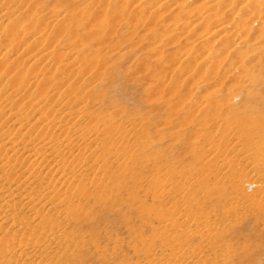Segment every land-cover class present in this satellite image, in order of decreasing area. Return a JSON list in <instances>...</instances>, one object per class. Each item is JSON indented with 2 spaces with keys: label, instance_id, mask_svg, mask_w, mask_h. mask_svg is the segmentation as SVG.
Instances as JSON below:
<instances>
[{
  "label": "rangeland",
  "instance_id": "obj_1",
  "mask_svg": "<svg viewBox=\"0 0 264 264\" xmlns=\"http://www.w3.org/2000/svg\"><path fill=\"white\" fill-rule=\"evenodd\" d=\"M7 1L13 2H4L9 3ZM75 1L79 9H84L85 15L92 7L88 3L85 5V0ZM117 1L103 2V7H109V10H103L108 11L107 14L104 12L106 16L100 5L97 6L99 10L93 6L89 10L91 13L88 12L90 15H86L94 17L97 13L98 18L104 15L102 20L94 19L97 23L103 21L100 22L104 27L102 34L107 36L106 49L109 51L110 48L111 53L103 52L99 47L98 51L92 52L89 46L82 49L80 44L75 51L88 59H97L102 54L101 57L106 58L111 67L110 79L100 85L104 99L94 109L93 116L104 119V114L109 115L116 125L140 121L135 123L139 133L135 130L131 136L129 151L132 158L118 167L105 155V162L95 165L100 175L108 176L105 175L108 187L87 186L89 198L73 202V207L78 209L77 214L80 213L77 217L71 218L65 211L52 216L58 226L56 235L59 234L64 244L62 241L61 244L50 241L40 250L41 257L32 258L27 264H57L60 260V264H264V0H201L202 5L214 7H210L211 12L218 11L214 13L213 20H206L207 26L200 24L205 16L201 15V6L194 0H186L187 4L181 3L184 0H180V4L178 0H119L123 2L120 4L118 1L120 6ZM44 4L47 7L43 13L48 14L65 11L63 8L72 9L60 0H47ZM152 11L158 17L155 22ZM224 15L229 18L225 20ZM151 16L153 20H148ZM138 18L152 21L150 23L154 22V25L148 24V28L143 29L140 24L132 23H138ZM187 19L191 20L188 22ZM214 19L215 22L227 23L230 20L226 28L222 26L226 34L230 31L228 44L219 42L220 37L212 35L208 25ZM177 20L180 26L176 24ZM181 20L185 23L181 24ZM202 27L207 30L201 31ZM51 31L45 36H52ZM166 31L169 34H162ZM239 32L245 34L241 36ZM195 38H207L215 45L210 49L198 46ZM116 44L123 45L120 52H117ZM62 45L73 48L74 42L65 38ZM186 50L201 60L212 51L209 62L215 66L214 73L208 68L210 63L203 66L191 63L186 68L191 83H183V77L173 76L171 60L174 61L175 56V60L180 61L179 58L183 59L187 54ZM157 51L161 52L160 55ZM74 57L75 54L70 59ZM12 59L9 57L5 62ZM39 66L37 64L33 68L38 69ZM35 69L34 72H38ZM202 70L206 71L204 76ZM106 85L108 88H103ZM3 90L5 99L7 88ZM156 93L159 95L155 96ZM100 113H103L101 118L98 117ZM98 143V156H101L104 149ZM257 187L263 188L262 192L259 193ZM65 215H68V220ZM28 235L25 237L27 241L34 239ZM73 249L76 252L73 253ZM48 255L50 258L46 260ZM171 256L174 261H171Z\"/></svg>",
  "mask_w": 264,
  "mask_h": 264
},
{
  "label": "bare ground",
  "instance_id": "obj_2",
  "mask_svg": "<svg viewBox=\"0 0 264 264\" xmlns=\"http://www.w3.org/2000/svg\"><path fill=\"white\" fill-rule=\"evenodd\" d=\"M4 1L6 0H0V264H14L18 262H21L22 264H27V262L32 260V258L41 257L40 255L42 254L40 250L43 249V246H46V244L50 243V241H53V242L58 241L61 244L62 240L59 238L60 237L58 236L59 234L56 235V233H58L56 232L58 230V226L54 223L52 216H58L62 211H65L66 213H68L69 216H71V218L75 217L76 215H80V213L77 214L78 209L76 210V208L73 207V202L79 201V200L84 201V199H87V197L89 198L90 194L87 191L89 189V188L87 189V186L91 188H101V187L107 188L108 187L107 183H109V181L106 183V180H107L105 177L106 174L100 175V172H99L100 170H98L97 168H94L95 165L103 164V162H105L104 161L105 155L113 159L112 161L117 164L115 166H118V167H121L122 164L125 163V161H129L132 158V153H130L129 151L130 149L129 147H131L132 145L131 136L133 132H135V130L136 131L138 130V126L135 123L140 122V121L138 120L137 122H133L132 124L129 123L127 125L126 124L116 125V122L112 120L113 117H110L109 115H105V114L103 115L105 111L102 113V115L104 116V119L96 118L97 115L93 116L94 109L98 106V103L100 106V103H102V99H104V95L101 93L102 90L100 89V85L104 83V80L108 81L110 79L109 76L112 75L110 72L111 67L109 68L108 66L109 63L107 60H105L106 58L103 59L104 57H101L102 54L98 57L102 58L103 60L98 59V57L97 59H95L93 57L94 55L92 56L93 58L88 59L87 56L84 55L83 53L78 55L76 54V51H75L77 50L76 47L79 44L81 45L82 49L85 46H89V49L92 52L98 51L97 50L98 47L100 49L103 48L102 49L103 52L104 50L105 52L106 50L108 51V49H106L107 48V44H106L107 36L104 37V35L102 34L103 32L102 29L104 27L102 28V23L100 24V22H103V21H98L99 23H97V21L94 19L95 17L98 18V16H96L98 15L97 13L94 17L91 15V17L93 18L87 17L88 15H90L88 14V12L91 13L90 9L93 6H94L93 8L95 7L97 8V6L100 5L101 7L99 8L100 9L102 8L101 10L103 13L106 10H109L108 6L105 5L108 9L103 7L104 6L103 2L105 3L108 0L106 1L105 0H85L84 2L85 5L87 3L92 5V7L89 8L86 13L87 16L84 13V9H79V7L76 6L77 2L75 0H60V2H63L66 5L72 6V9L61 7L63 9H66L67 11L66 10L65 11H52L49 14L46 12H45L46 14L43 13L44 12L43 10L46 9L47 7L44 4L47 0H11V2L13 1L11 3L12 5H15V6L19 5L18 7L16 6L17 8L16 7L14 8L13 6H11L9 1H7L9 3H6ZM178 1H179L178 4H180V0ZM195 1H197L196 4L202 3L201 0H199L201 2H198V0H194V2ZM20 2L22 3L21 7H20L21 5ZM250 2H253V1L250 0ZM122 3L120 2V4ZM145 3L143 5H145ZM181 3L182 4L186 3V0L182 1ZM220 3H223V2L221 1ZM120 4L118 3L117 5L120 6ZM178 4H175V5H178ZM199 4L198 6H201L199 7L201 12L204 13V14L201 13V15H203V17L205 16L204 18H202V20H200L199 18V20L201 21L200 24L206 25L205 24L206 20L210 21V19L213 18V16L215 15L214 13L216 12L212 10L213 12L212 13L211 10H209L210 7H213L212 5H207V4L199 5ZM109 6H111V4ZM121 6H122L121 8L123 9L125 8L123 7L124 5H121ZM231 6L232 5H230L229 7ZM80 7H81V4H80ZM218 7H215V8H218ZM99 8H97V10H99ZM104 8L106 9L105 11H103ZM126 8L128 7L126 6ZM156 8H158V6H156ZM251 8L253 9V6ZM119 9L117 10L119 11ZM123 9H121L122 10L121 12H123ZM160 9L159 11L162 10ZM97 10H95V12H97ZM101 10L99 11L100 13H101ZM154 11L156 12V9H154ZM175 11L177 12L176 9H174V12ZM180 11H183V10H180ZM107 12L108 11H106L105 13L107 14ZM94 13L92 12L93 15ZM105 13L104 15L106 16ZM229 13L230 12L228 11V14ZM148 14L152 15L153 11H152V14L149 12ZM104 15L102 16L99 15V18L101 17L104 18ZM153 15H154L155 20H153L152 16L148 18V20L149 19L151 20L152 18V20L155 22L158 17L155 16V14ZM242 15H245V14H242ZM190 16H191V12H190ZM178 17L179 16H177V18ZM102 18L100 20H102ZM135 18L136 17L132 19L136 21ZM227 18H229L228 15L226 16L225 20H227ZM171 19H174V18L172 17ZM215 19L211 25H208L212 29L210 31H213V33L211 32L212 35L218 36V38L220 37L219 42L228 44L229 39L227 38V34L230 31H227V34H226V31L225 29H223V27L226 28L227 26L225 25L226 24L228 25L230 20L227 23L226 21L215 22ZM187 20L189 22L191 19L190 20L187 19ZM194 20L196 21V19H193L192 21ZM105 21L106 20H104V22ZM137 21L138 23L130 21V25L132 23L137 24V25L140 24L142 28L143 27L148 28V24L154 25V22L150 23L152 21L150 22L148 21L149 22L148 23L147 21H144V20L142 21L141 18H138ZM181 21H182L181 24L185 23L183 22V20ZM143 22H145V24H143ZM175 22L177 24L178 20ZM194 23L193 25H195ZM169 24H170V19H169ZM253 24H254V21H253ZM156 25H158V23ZM163 25H164V22H163ZM130 27L133 28L132 25ZM161 29L163 28L161 27ZM202 29L203 27L201 28V31L205 30L206 28H204L203 30ZM50 30L53 31V35L45 36V34L48 31L50 32ZM138 30H140V28H138ZM197 31L198 33L201 32L199 30ZM234 31L236 32L235 29ZM116 32H117V28H116ZM166 32L162 34L164 35L169 34V31H166ZM172 33L174 35L173 31ZM241 34L243 35L245 33H240V35ZM108 36H112V35L108 34ZM65 38H67V40H71V42H74L73 48H71V46L68 48L63 47L62 44ZM174 38H175V35H174ZM174 38H172L171 40L174 41L176 39ZM206 39L205 38L197 39L196 44L198 46H202V47L204 46L205 48L208 47L209 49L211 46L215 45V44L212 45L214 41L211 43V41H208ZM214 39L216 40V38ZM234 41H237V40L235 39ZM240 41L241 40H239V42ZM217 44H218V41H217ZM120 46H123V45H120ZM120 46H118L119 50L117 48L118 50L117 52L121 51ZM31 47H32V50H30ZM193 48H195V46ZM108 53H111L110 48H109ZM228 53H229V50H228ZM74 54H75V57L73 59H70L72 56H74ZM171 56H172V53L169 58H171ZM211 56H213L212 51L209 52L208 56H205L204 58H202V60L196 57L191 51L187 52V54L184 56L183 59L179 58L181 59L180 61L175 60L176 58L174 56V61L171 60V62H173L171 66L172 67L171 73L173 74V76L177 75V76L183 77V83L184 82L191 83L192 81L189 82L191 76L190 75L188 76L186 68L191 63L195 64V66H203L205 65V63L206 64L210 63L209 57ZM9 57H13L12 61L8 60L9 63L5 62V60H7V58ZM34 60L35 62H33ZM31 61H32V64L30 63ZM223 61L225 62L224 59ZM37 64L40 65L39 68L38 69L33 68ZM208 68L211 73L212 71L215 70L214 69L215 66L212 64ZM34 69L35 71L38 70V72L37 71L34 72ZM204 70H207V69H204ZM204 70H202L203 71L202 76H204V72H206ZM198 72H199V68H198ZM166 75L168 76V74ZM193 77L195 78V76ZM164 78L163 80H165ZM198 80L196 82H198ZM146 81L148 82L147 79ZM188 83H186V86ZM4 87L7 88V91L5 90L6 91L5 95H7L5 99H3V95H2L4 91L3 90ZM103 88H108V85H106ZM157 94L158 93H156L155 96H157ZM169 94H171V92H169ZM179 99L181 100V98ZM109 113L110 111L108 112V114ZM102 115L100 113L98 117L101 118ZM115 117H117V115L114 116V119ZM98 119L101 121H99ZM122 126H125V127L122 128ZM137 132L139 133V131ZM142 136L143 135H141V137ZM98 142L101 143L102 150L104 149L100 153V154H103L101 156H98V151H97L98 147L96 145ZM91 159H93V161H91ZM89 160L91 161V164ZM161 189L162 188H160V190ZM256 189L259 193L262 192L263 190V188L261 187H257ZM59 208H62L63 210L61 209V211H59L58 210ZM67 216H66V220H68ZM61 218L63 217L61 216ZM59 228H61V226ZM9 230H10V233H9ZM60 232L61 231H59V233ZM28 234L31 236H29ZM26 235H28L29 237L33 236L34 237L33 240L35 241L33 240L27 241ZM20 237H23V239H25L27 242L25 243V241L22 238L21 239L24 241L23 242L24 244L21 243L22 242L21 239H19L21 240V242H17L19 241L17 239ZM161 239L163 240V238ZM57 249H60V248L57 247ZM74 251L75 250L73 249V253ZM49 254L51 255L50 252ZM50 255L47 256L46 260L48 259V257L50 258ZM175 259H178V258H175ZM60 261L57 264H60ZM171 261H174L172 260V256H171ZM180 262L181 261H179V263ZM164 264H173V262H167V263L165 262Z\"/></svg>",
  "mask_w": 264,
  "mask_h": 264
}]
</instances>
